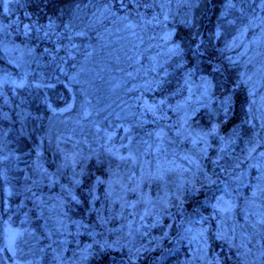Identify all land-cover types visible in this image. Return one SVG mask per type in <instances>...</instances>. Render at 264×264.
Wrapping results in <instances>:
<instances>
[{
  "label": "rangeland",
  "instance_id": "rangeland-1",
  "mask_svg": "<svg viewBox=\"0 0 264 264\" xmlns=\"http://www.w3.org/2000/svg\"><path fill=\"white\" fill-rule=\"evenodd\" d=\"M178 2L160 22L114 17L105 40L90 25L109 15L99 6L71 25L65 60L0 38L18 69H0L4 102L71 74L77 86L49 133L31 131L27 165L0 147V264H264V0L254 19L233 0L220 17L211 66L233 72L230 92L173 42ZM235 87L247 100L232 124Z\"/></svg>",
  "mask_w": 264,
  "mask_h": 264
},
{
  "label": "trees",
  "instance_id": "trees-1",
  "mask_svg": "<svg viewBox=\"0 0 264 264\" xmlns=\"http://www.w3.org/2000/svg\"><path fill=\"white\" fill-rule=\"evenodd\" d=\"M0 0V38L5 39L6 44H21L23 47L31 48L39 53H44L45 59L42 62H48L51 56V51L55 47H59V55L65 60L69 56L65 55L62 48L69 42L70 35L74 32L71 30V25L79 26V30L88 24V14H92L99 6H105L109 10L104 23L98 21V15H92L91 24H100L97 29L101 40H105L109 36L108 26H111V21L114 17L120 19H154L164 13H160L164 5V0ZM235 10L238 11L237 4L241 2V7H248V15L235 17L236 23H241L242 16L246 19H254L256 15V5L259 0H233L235 2ZM229 0H179L177 6L178 11H181L180 20L167 23L170 28L175 29L173 42L178 44L185 52L184 58L188 61H193L199 58L210 64L202 65L203 73L214 78L217 86H223L230 92L235 76L233 72L224 65L221 69L213 70L211 61L218 57L217 46L214 42V36L217 30H224L220 17L224 12ZM256 4V5H255ZM249 10H253L250 14ZM81 14L83 19L77 18ZM76 21H72L75 18ZM237 15V13L235 14ZM234 16V15H233ZM234 18V17H233ZM125 19V20H126ZM143 20V21H145ZM82 21V22H81ZM96 21V22H95ZM158 21V20H157ZM160 22V21H158ZM88 25V27L90 26ZM84 30V29H83ZM85 31V30H84ZM4 41V40H3ZM82 49L84 47H81ZM4 51L0 45V69L10 72L14 75L18 74V69L11 65L4 56ZM99 55V53H97ZM95 55H91L93 59ZM80 58H70L69 65L81 64ZM54 66V65H53ZM85 66V62L82 67ZM217 67V66H215ZM70 68V66H69ZM73 67L70 68V71ZM78 70V68L76 69ZM213 70V71H212ZM73 74L65 79V85L54 86L45 96L43 90L39 88L24 87L18 88L16 93L9 92V101L4 102V95L0 92V147H3L6 154L18 155L23 157L21 163L27 165V156L30 152V147L33 146L30 142L29 135L33 129L37 131V136H41L46 132L49 133V127L54 122L52 120L57 117L56 111L60 107L65 106V100H71V91L69 88H77L75 82H72ZM75 79V78H74ZM73 79V80H74ZM53 84V83H52ZM68 84V86H66ZM235 87V111L229 123L236 122L244 113V105L247 100L245 89L240 90ZM76 92V91H75ZM82 95V93H81ZM238 97V99H237ZM3 112L12 118L11 121L3 118ZM4 113V114H5ZM51 117V118H50ZM20 126L21 129L19 128ZM37 145H35L36 147ZM32 151L31 153H34ZM49 155V154H48ZM47 159L49 161V157ZM51 165L49 164V169ZM4 196V197H3ZM5 193L0 192V207L4 213ZM5 216V214H3ZM16 226V224H15ZM108 255V254H107ZM102 255L98 257L96 264H112L110 256ZM170 261H173L170 260ZM168 264H171L169 262Z\"/></svg>",
  "mask_w": 264,
  "mask_h": 264
}]
</instances>
